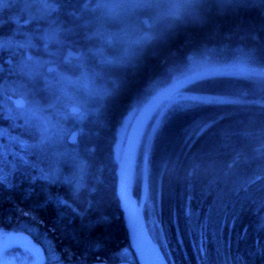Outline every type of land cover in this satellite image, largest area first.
<instances>
[{"label":"trees","instance_id":"16d2710c","mask_svg":"<svg viewBox=\"0 0 264 264\" xmlns=\"http://www.w3.org/2000/svg\"><path fill=\"white\" fill-rule=\"evenodd\" d=\"M158 1L154 31L141 17L125 18L123 35L79 30V55L55 60L57 72H45L39 48H25L39 74L24 48L8 50L12 66L0 61V85L22 87L42 119L17 122L13 150L48 137L59 147L20 185L0 164L2 238L28 239L43 264H137L116 198L118 139L124 120L171 85L131 174L138 203L145 177L151 239L169 264H264V0H186L179 14ZM107 37L117 39L101 47ZM58 73L90 87L62 92Z\"/></svg>","mask_w":264,"mask_h":264},{"label":"flooded vegetation","instance_id":"af4514ba","mask_svg":"<svg viewBox=\"0 0 264 264\" xmlns=\"http://www.w3.org/2000/svg\"><path fill=\"white\" fill-rule=\"evenodd\" d=\"M155 1L0 0V56L3 57L0 58L1 64L12 66L13 61L8 56V50L12 47L46 48L50 51L47 53L49 57L54 58L51 66H55L54 72H57L58 65L54 63L55 60L71 65L72 60L75 59L71 56L66 57V51L73 50L77 44L75 33L79 30L97 33L96 30L99 28L115 36L123 35L124 20H129L132 26V23L141 17L142 28L154 31L155 20L152 23L149 14L155 9ZM133 31L138 34L141 32L137 28ZM53 35L55 36L51 39ZM114 39L117 37H107L106 42H101V47L110 44ZM62 49L63 51L59 52ZM48 64L51 62H47L46 66ZM46 66L45 72H47ZM10 72L7 70L8 74ZM6 231L8 230L5 229L4 233ZM3 238L0 233V261L6 263L12 254L11 251L13 249V252L16 251V248L2 250L8 244V237L4 235Z\"/></svg>","mask_w":264,"mask_h":264},{"label":"rangeland","instance_id":"374dc122","mask_svg":"<svg viewBox=\"0 0 264 264\" xmlns=\"http://www.w3.org/2000/svg\"><path fill=\"white\" fill-rule=\"evenodd\" d=\"M186 0H159L158 1V6L157 9L159 10V4H165L168 9L169 12H171L172 14H179L180 13V9H181V2H185ZM156 9V10H157ZM161 10V8H160ZM159 10V12H160ZM157 12V11H156ZM154 21L152 20V23ZM55 35H53L51 37L54 38ZM21 47V46H20ZM13 49V48H12ZM25 48H24V55L27 58L26 62H29L31 64H35L34 67V73L39 74L37 68H38V60L36 61V59H31L28 58L27 55L25 54ZM44 52L46 53L44 54V56H49L47 53L50 51H46L48 49L43 48ZM71 51V50H70ZM68 50L66 51V55H67ZM72 53L78 55L76 52ZM54 58L49 57L48 60L50 62V60H53ZM45 62V61H44ZM26 64V63H25ZM44 64V63H43ZM46 65V64H44ZM50 65V66H49ZM53 65L48 64L46 67H53L51 66ZM55 67V66H54ZM56 68V67H55ZM54 70L48 72L51 73ZM227 71H230L232 73H242L244 72L243 69H229ZM56 80L54 81L55 83L59 84V89L64 92L67 91L69 86L72 87H76L79 85V87L83 88L84 90L88 89L90 87V82L87 81H72L69 79H66L63 76H60V74L58 73V75L56 76ZM196 76H194L195 78ZM47 80L53 81L51 80L49 77L46 78ZM62 79V80H61ZM189 81V80H188ZM182 82H185V80H183ZM181 82V83H182ZM173 92V91H172ZM28 94L26 91H24V89L20 86H11L9 85L8 82H4L3 84L0 85V122L6 124V125H10V128L7 129L6 128H2L0 126V164L2 165V168L7 167L5 172L4 170H2L1 172H5L3 173V176H11L12 180L14 179V184H18L20 185L21 183H23V178L24 175H27L30 169H34L37 165H39L40 163H45L47 161V158L49 156V154H51L52 149L55 148H59L58 146H56V142L57 140H54V138L52 137H48L47 138H41V140H37V142H35L33 145H27V147L23 148V154L20 155L18 154L17 151L13 150V145H15V143H17L16 137L13 133H11L10 131L15 129V127L17 126V124L20 121L25 120L26 118L30 119H34V118H39L40 122H42V119L40 118L41 116L39 115V112H36L37 108L35 105V102H33V100H31L30 98L27 97ZM171 96V93L166 94L164 97L160 98V102H162V100L167 99L168 97ZM21 99L23 104L20 107H17L14 105L15 101ZM76 107L78 108V106H72L69 105L68 109H76L73 108ZM74 114V113H73ZM139 114V113H138ZM137 114V115H138ZM76 115V114H74ZM137 116L133 117V119H131L130 121L128 120V118H126L124 120V128H123V132H120L119 135V146L117 148V161L120 160L121 154H122V150H123V146H124V142L126 140V137L129 133L130 127L132 125V123L134 122L135 118ZM19 121V122H18ZM18 122V123H17ZM22 128V127H20ZM27 133V131H22ZM2 140V141H1ZM22 145V142H20ZM20 148V146H19ZM120 149V151H119ZM27 155V156H25ZM25 156V157H24ZM1 169V168H0ZM0 173V174H2ZM150 236V235H149ZM151 238V236H150ZM16 240H28L24 237H20V236H16V237H9L7 239V243L11 242V241H16ZM152 240V239H151ZM153 241V240H152ZM154 244H156L153 241ZM157 246V250L158 252L161 254L162 260L166 263L169 264V262H167V260L165 259V257L163 256L162 252L160 251L158 245ZM40 250L35 247L34 245H29V246H20L17 247V251L12 252L9 261H7L6 263H2L0 261V264H38V260H39V255H40Z\"/></svg>","mask_w":264,"mask_h":264},{"label":"water","instance_id":"95a60500","mask_svg":"<svg viewBox=\"0 0 264 264\" xmlns=\"http://www.w3.org/2000/svg\"><path fill=\"white\" fill-rule=\"evenodd\" d=\"M76 58V54L68 50L66 57ZM47 72L55 70V67H49ZM175 86H169L155 94L142 111L137 115L132 123L129 133L124 142L120 160L117 162L116 175V198L119 204V210L122 214L124 228L127 232L128 246L136 260L137 264H166L157 250L156 244L151 240L146 222L143 216V207L145 200V177L142 186V194L139 203L132 195L131 174L134 166L135 152L138 145L141 132L155 109L160 103V98L171 93ZM23 104L21 99L15 101L14 105L20 107ZM263 231H264V208H263ZM28 240H16L9 242L2 250L9 248L29 246ZM38 264H43V255L40 253Z\"/></svg>","mask_w":264,"mask_h":264}]
</instances>
